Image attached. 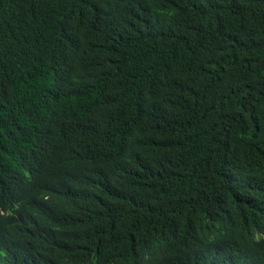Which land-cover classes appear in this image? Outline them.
I'll list each match as a JSON object with an SVG mask.
<instances>
[{
	"label": "trees",
	"instance_id": "obj_1",
	"mask_svg": "<svg viewBox=\"0 0 264 264\" xmlns=\"http://www.w3.org/2000/svg\"><path fill=\"white\" fill-rule=\"evenodd\" d=\"M0 264H264V0H0Z\"/></svg>",
	"mask_w": 264,
	"mask_h": 264
}]
</instances>
